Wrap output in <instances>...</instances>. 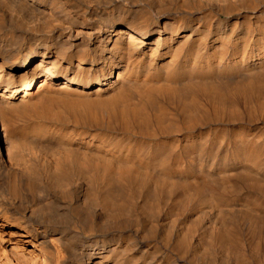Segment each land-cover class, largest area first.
<instances>
[{
    "label": "bare ground",
    "instance_id": "bare-ground-1",
    "mask_svg": "<svg viewBox=\"0 0 264 264\" xmlns=\"http://www.w3.org/2000/svg\"><path fill=\"white\" fill-rule=\"evenodd\" d=\"M0 264H264V0H0Z\"/></svg>",
    "mask_w": 264,
    "mask_h": 264
}]
</instances>
